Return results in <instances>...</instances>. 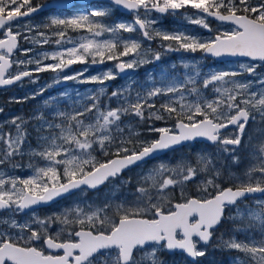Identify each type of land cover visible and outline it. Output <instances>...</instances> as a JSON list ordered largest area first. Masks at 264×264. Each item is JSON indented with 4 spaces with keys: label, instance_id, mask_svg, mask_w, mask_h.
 Returning a JSON list of instances; mask_svg holds the SVG:
<instances>
[{
    "label": "snow or ice",
    "instance_id": "obj_1",
    "mask_svg": "<svg viewBox=\"0 0 264 264\" xmlns=\"http://www.w3.org/2000/svg\"><path fill=\"white\" fill-rule=\"evenodd\" d=\"M56 3L64 6L66 0H56ZM110 3L131 12L133 20L105 23L111 9L103 7L63 18L53 16L42 30L39 25L21 24L20 21L39 12L43 5H34L33 0H0V86L12 85L25 78L36 84V74L63 72L77 63L114 62L115 68V71L109 68L96 75L84 76L85 68L82 72L63 76V81L95 83L101 87L84 93L77 90L75 98L63 92L59 97L52 96L43 101L49 114L41 113L34 119L39 122L37 131L44 134L39 136L37 148L30 149L29 155L44 161L46 166L29 165L34 174L27 178L7 176L0 171V210L23 212L30 206L53 201L82 186L95 189L110 178L118 177L124 169L196 138L215 144L218 152L231 155L236 163L239 159L236 151L242 145L246 125L250 116L255 119L251 113L256 112L264 119V76L255 82L236 79L244 73L256 75L257 67L252 63H241L239 69L242 71L239 72H202L195 63H183V74L172 75L162 68L159 81L149 74V86L136 91L135 95L129 88L112 91L108 100L116 98L117 107L101 102L106 94V81L161 59V52L145 48L144 41L159 39L165 51H200L217 58L247 57L251 61L264 62V0H110ZM186 8L197 13L195 19H186L209 32L213 29L207 23L208 17L231 27L207 38L183 31L169 33L154 27L157 21L152 18V13H176ZM47 30H51V35ZM69 31L85 34L74 39L68 35ZM124 33L129 35L125 37ZM136 33L138 35H132ZM21 38L33 45L52 44L55 50L41 52L27 60L13 59ZM33 51V48H26L23 54ZM148 56L151 59H147ZM48 59L52 62L45 63ZM13 65L16 66L15 73L9 71ZM29 65L35 67L29 68ZM170 67L174 70L176 65ZM210 86L213 98L204 95V90ZM51 87V84L42 86L16 102L35 99ZM159 97L164 99L157 106L155 98ZM63 98L69 102L67 109L59 106ZM124 116L140 121H171L172 125L155 127L149 124L148 132L157 133L158 138L150 142L134 141L133 137L139 136V132L131 123L121 126ZM26 124L27 121L19 116L0 123V165L9 164L15 157L25 154ZM6 125L8 131H5ZM230 126L236 131L222 135ZM97 147L105 157L114 158L99 162L92 155ZM252 147L254 163L247 179L235 187H222L216 182L221 173L215 168L214 159L205 154L199 157L195 167L188 162L174 167L160 163L141 174L132 193L134 200L131 203L135 206H126L127 201L116 205L120 213L118 218L106 215L111 209V204L106 203L103 207L77 205L46 218L33 215L30 221L23 223L15 219L2 221L0 223L6 224L9 230L15 229L17 235L14 237L9 231L0 230V264H155L158 248L144 251L152 245L182 250L193 259L202 257L206 253L198 248V244L210 241L226 206L234 205L246 194H264V144ZM19 166L12 164V167ZM206 172L214 174L201 183L213 192H206L201 198H187L182 192L185 202H169L167 208L160 203L168 199L165 193L169 189L182 186ZM257 204L262 211L248 215L259 222V239L224 242L227 248L244 254V259L236 258L234 264H264V201ZM149 214L151 218H147ZM193 217H196L194 221ZM133 220L150 221L153 227L139 234L128 224ZM57 223L63 226L61 231L49 235L48 229ZM77 225L79 230H76ZM69 228L72 230L66 232L68 239L61 241L60 236ZM93 237L100 239L90 243ZM25 239L28 243L22 245L21 241ZM37 242H42L44 248L30 246ZM138 249L142 254L139 259H134L133 254ZM53 250L63 254L54 255Z\"/></svg>",
    "mask_w": 264,
    "mask_h": 264
},
{
    "label": "rangeland",
    "instance_id": "obj_2",
    "mask_svg": "<svg viewBox=\"0 0 264 264\" xmlns=\"http://www.w3.org/2000/svg\"><path fill=\"white\" fill-rule=\"evenodd\" d=\"M47 2V0H46ZM107 7L111 9L110 15L104 19L105 23L108 24H115L116 22L125 21L131 22L133 20L132 16H125L121 15L120 12L117 10L115 5L111 3H98L96 6H91L85 10H75L70 13H65L64 11H51L47 13L43 18H40L36 21H24L20 22L21 24L24 23H31L32 25H39L43 30V25L47 23L51 17L59 15L61 18L71 16L74 14H83L86 13L94 8H103ZM197 13L195 10L191 8L181 9L176 13H167V14H159V13H152V18L157 21L154 25L155 28L167 31L169 33L183 31L186 34L199 36L201 38H207L210 35H214L216 31H223L227 30L231 27L230 24L227 23H217L213 22L209 17L207 18V23H209L210 27L213 29L212 32L204 29L202 26H198L194 23H191L189 19L186 17H191L195 19ZM15 27V25H14ZM47 33L51 35V30H47ZM35 33H33L34 35ZM83 32H72L69 31L68 35L75 38H78L80 35H83ZM125 37L129 34L124 33ZM134 36L138 35L132 34ZM107 38V37H105ZM22 39V46L16 51L13 55V59H24L27 60L30 56H38L41 52H51L55 50V46L52 44L49 45H33L28 42H25ZM162 41L159 39H155L151 42L144 41V47H151L155 51L161 52V59L158 62H150L146 63L137 69L133 70L132 73L128 75L119 74L117 78L106 81L105 82V89L106 94L101 98V102L109 104L111 107H117V100L113 98L111 101L108 100V96H110L111 92L120 88H129V91L135 95L136 91H142L143 88L149 86L148 84V76L152 74L157 81H159V74L162 68L168 69L172 75L176 74H183L185 69H183V63L189 64H198L201 68L202 72H209L213 70H232V71H242L239 69V65L241 63H252L255 64L257 67L256 75H251L244 73L243 75L238 76L236 79L240 81H253L255 82L259 77L264 76V63L261 61H251V60H240V61H227V62H217L212 58L206 57L203 52L197 51L195 53L192 52H184V51H165L164 48L161 47ZM165 45L167 42H163ZM70 46V45H65ZM26 48H33L34 51L28 53L27 55L23 54V49ZM147 59H151V56L146 57ZM51 59L45 61V63H51ZM175 64L176 68L174 70L171 69V65ZM29 68H34L35 65H29ZM85 68L87 71L84 72V76H91L96 75L98 73H102L109 68H114V62H106L104 64H96L92 65L91 63L88 64H75V67L70 70H64L63 72L54 73L52 71H44L36 74L38 76V83L34 84V89H38L42 86H46L51 84L52 87L48 88L45 91L46 97L49 98L52 96L59 97L60 93L68 92L70 95L75 98V93L78 90L81 93L88 92L90 90H96L101 85L95 83H80L77 81L69 80L63 81V76L65 75H73L75 73L82 72ZM46 73V74H45ZM55 81H60L59 83H55ZM253 90H256L253 88ZM31 91L27 94L30 95L31 93L35 92ZM204 95L208 98H213L214 93L212 91L211 86L208 89L204 90ZM163 97L155 98V102L157 106L163 101ZM41 100V101H42ZM43 103V102H42ZM59 106L63 109H67L69 107V102L66 98L60 100ZM7 117L0 119V123L11 120L9 113H6ZM49 114V109L46 108V116ZM147 115V113H145ZM252 116H255V119L250 118L249 124L245 130L243 135L242 145L237 149L236 155L239 157L238 162L233 163L232 156L217 151L216 145H209L204 142H195L185 146H182L178 149L170 151L165 155L159 157L156 160L149 161L148 163L133 168L122 175L110 180L107 185L100 191L97 192H90L87 189H82L77 191L73 195L62 199L52 206L46 208V211H32L29 214L19 215L18 212H11L7 211L5 213L0 214V222L11 219H15L20 223L30 221L33 215L38 216L40 218H46L52 215H58L62 213L66 209L73 208L77 205L80 207H86L91 205L93 207H103L106 203L111 204V209L106 213L109 218H118L120 215L117 212L116 205L124 203L127 201L126 206H135L132 205V201L134 197L132 195L135 192L137 186V180L140 178L141 174L147 172L149 169L153 168L154 166H158L160 163H165L170 167H174L177 164L182 162H188L192 166H197V161L200 156L202 155H209L214 159L215 168L218 169L221 173L220 177L217 178L216 182L221 184L222 187L232 186L235 187L239 183L245 181L247 179V173L249 169L252 167L254 163V156H253V147L252 146H259L264 144V125L262 124V119L260 115L256 112L251 113ZM131 123L134 126V130L139 132V136L133 137V140H140L150 142L151 140L157 139V133H150L148 132L149 124H154L155 127H164L168 126L171 127V121H140L138 118L124 116L122 117V124L124 125ZM9 129L5 128V131ZM236 131L234 128L228 129L222 133V135H227L230 132ZM44 134L43 132L37 135L38 142L39 136ZM127 134V130L126 133ZM38 145H24L23 151L24 155L17 156L13 159V161L9 164L0 165V171L6 173L7 176H14L20 178H27L34 174L33 167L29 165H35L36 167L46 166L45 162L40 160L39 158H31L29 155L30 149H36ZM92 155L98 160L99 162H105L107 159L112 157H105L104 154L99 150L97 147L93 152ZM12 164H18L19 167H12ZM202 166V165H200ZM90 167V166H89ZM214 172H206L201 173L195 179L187 182L186 184L182 185L188 187L190 189V194L187 198L191 196H196L198 198L204 197L206 192H213V189L205 188L204 185L201 183L202 181L211 178ZM130 181V182H128ZM179 188V186H176ZM175 188V187H174ZM171 188L168 190L165 195L168 197L167 200L161 201L162 205L167 208L169 206V202L173 204L171 201ZM184 201V200H183ZM258 201H264L263 197H252L249 199H245L239 202L236 206L229 209L228 213L225 215V219L230 221L227 227L226 225H221L218 229L214 231V237L211 240L209 245H202L201 243L198 244V248L205 251L206 259H210V256L214 257L216 254L218 256H223L222 253L217 251L220 250H228L229 251V262H222L221 264H234L236 258L240 260L244 259V254L237 250H231L224 246L225 241H229L231 239H235L237 241H245L249 238H257L260 237V232L258 228V221H253V218L248 215L249 212H261L262 209L258 206ZM151 218V214L148 216ZM242 222V223H239ZM63 226L59 223L54 224L51 228L48 229L49 235H55L58 231H61ZM76 230L79 229V226H75ZM0 230L9 231L8 227L4 223H0ZM72 229H66L65 232L60 236V240L68 239L66 232L71 231ZM10 232V231H9ZM196 239V238H194ZM213 240H218V242H212ZM151 247H157L158 251L155 253V264H202L204 260L202 257H198L197 261L191 263L184 254L176 253L170 254L169 258L163 257L161 255L162 251H165V248L162 246H149V249H145L144 251L150 250ZM142 254V250H138L134 256V259H139ZM228 259V256H226ZM225 257V258H226ZM219 258V257H218ZM223 260V259H222Z\"/></svg>",
    "mask_w": 264,
    "mask_h": 264
},
{
    "label": "flooded vegetation",
    "instance_id": "obj_3",
    "mask_svg": "<svg viewBox=\"0 0 264 264\" xmlns=\"http://www.w3.org/2000/svg\"><path fill=\"white\" fill-rule=\"evenodd\" d=\"M45 2H46V0H33L34 5L37 3L43 4ZM96 5L97 4H95L93 2L84 3V4H77L73 8L69 9V11H64V12L70 13V12L78 10V9H81V10L88 9L91 6H96ZM46 14H47V12L44 11V12H41L34 17L22 19L20 22H24V21H32L33 22V21H36L40 18H43V16H45ZM0 38H2V35H0ZM21 46H22V39H20V44H19V47H21ZM14 54L15 53H13V55ZM74 67H75V64L72 65V67L70 69H73ZM70 69H66V70H70ZM9 71L12 73H15L16 66L13 65V68L10 69ZM34 87H35V85L30 83L28 78H25L23 81L16 82L12 85L4 86V87L0 86V109H3V111L0 112V119L7 117L6 113H9L10 118L19 116V117H22L25 121H27L26 129L28 132V137H27V141L24 145H29V144L38 145L39 142H38L37 135L41 132L37 131V129L39 128V122L36 119H34V117L40 115L41 113H43L46 116V107L42 103L46 99L45 98L44 100H42L44 97H46L45 92L43 93V95L36 96L35 99H28L25 102H16L18 100H21L25 96H29L27 94L28 92L37 90V89H34ZM5 128L9 129L7 125L5 126ZM7 211H10V210H2V211H0V214L5 213ZM34 211H46V207L45 208H39V209H36ZM228 211H229V209H228ZM31 212H28V213L18 212V214L19 215H25V214H29ZM9 231H10V235H12L14 237L17 235L15 229H11ZM24 235L26 236L27 233H25ZM25 243H28V241L26 239L21 241L22 245ZM30 246H35V247L41 248V249L44 248V245L42 242H37L35 244H31ZM176 253L177 252H175L173 254H176ZM46 254H47V250H46ZM52 254L62 255L63 252L57 250V251H52ZM161 255H163L165 257V259L169 258V256H170L165 251H162ZM8 264H11V263L8 262Z\"/></svg>",
    "mask_w": 264,
    "mask_h": 264
},
{
    "label": "water",
    "instance_id": "obj_4",
    "mask_svg": "<svg viewBox=\"0 0 264 264\" xmlns=\"http://www.w3.org/2000/svg\"><path fill=\"white\" fill-rule=\"evenodd\" d=\"M90 2H93V3H96V2H100V3H101V2L110 3V0H66V4H65L64 6H61V5L57 4V3H56V0H50L48 3L42 4L43 7L41 8V10H40L39 12H37V13H34V14L31 15L30 17L35 16V15H37L38 13H40V12H42V11H47V10H50V9L66 10V9H70V8H72L76 3H90ZM116 8H117L121 13H123V14H125V15H129V16H130V15H133L131 12H129V11L123 9L122 7L116 6ZM179 11H180V10H179ZM27 18H28V17H27ZM209 18H210L212 21H214V22L222 23V22H219L218 20H216L215 18H212V17H209ZM14 51H16V50H14ZM203 54H204V53H203ZM204 55H205L206 57L212 58V59H214L215 61H218V62L250 60V59L247 58V57L222 56V57L217 58V57H214V56H211V55H206V54H204ZM256 61H259V60H256ZM263 63H264V62H263ZM71 67H72V66H71ZM71 67H69V68H71ZM69 68H67V69H69ZM132 72H133V70H128V71H126L125 73H120V74L128 75V74H130V73H132ZM7 86H8V85H7ZM2 87H4V86H2ZM250 118H251V116H250ZM249 121H250V119H249ZM249 121H248V123H247V125H246V128H247V126H248V124H249ZM230 128H232V127L230 126L228 129H230ZM246 128H245V130H246ZM223 132H224V131H223ZM195 142H204V143H207V144H209V145H215V144H213V143H211V142H209V141H206V140L203 139V138H196V139L191 140V141H185V142H182V143L179 144V145L172 146V147L169 148V149H166V150H163V151H161V152H159V153L154 154L152 157L145 159L143 162L139 163L138 165L130 166L129 168L124 169V170L122 171L121 174H123V173H125L126 171H128V170H130V169H133V168H135V167H137V166H139V165H143V164H145V163H147V162H149V161H151V160H155V159H157V158H159V157L165 155L166 153H168V152H170V151H173V150L178 149V148H180V147H182V146H185V145H188V144H191V143H195ZM112 158H114V157H112ZM105 162H106V161H105ZM121 174H120V175H121ZM111 179H113V178H110V179H109L108 181H106L104 184L97 186V188H95V189H91V188H88V187H86V186H82L80 189L72 190L71 192H69V193H67V194H64V195H62V196H60V197L54 198L53 201H50V202H47V203H41V204H38V205H35V206H30V208L25 209L22 213H28V212H30V211H33V210H36V209H39V208L49 207V206L53 205L54 203H56V202H58V201H60V200H62V199H65V198H67V197L73 195L74 193H76L77 191H80L81 189H87V190H89V191H96V190H99V189H101L104 185H106ZM227 187H230V186H227ZM261 196H264V194H261V193L246 194L245 197H243V198H238V200L236 201V203H235L234 205H236V204H237L239 201H241V200L248 199V198H252V197H261ZM190 198H198V197H196V196H192V197H190ZM184 202H185V201H184ZM175 203H178V202H175ZM175 203H174V204H175ZM181 203H182V202H181ZM234 205H228V206H226V207H233ZM5 210H7V209H5ZM0 211H2V210H0ZM225 211H226V208H225V210H224V213H225ZM224 213H223V216H224ZM147 218H148V217H147ZM191 219H194V220H195L196 217H193V218H191ZM194 220H193V221H194ZM221 221H222V220H221ZM128 224L131 225V226H133L134 228H136V229L138 230V233H139V234L146 233L147 231H149V230L153 227V225H152V223H151L150 221H142V220H133V221H129ZM220 224H221V222H220L217 226H215L214 231H215L216 229L219 228ZM133 238H135V237H133ZM99 239H100L99 237H93L92 240L90 241V243H91V242H95L96 240H99ZM212 239H213V235H212V238L210 239V241H209L207 244H204L203 242H201V244H202V245H209ZM53 251H57V250H53ZM175 251H176V252H181V253L185 254V256H186L191 262H195V261H197V259H198V258L193 259V258L189 257L185 252H183L182 250H179V249H176V250H167V252H169V253H173V252H175ZM134 253H135V252H134ZM133 256H134V254H133ZM10 263H11V262H10Z\"/></svg>",
    "mask_w": 264,
    "mask_h": 264
},
{
    "label": "trees",
    "instance_id": "obj_5",
    "mask_svg": "<svg viewBox=\"0 0 264 264\" xmlns=\"http://www.w3.org/2000/svg\"><path fill=\"white\" fill-rule=\"evenodd\" d=\"M262 124L264 125V120L262 121ZM182 192H183L184 197H188V195L190 194V189L188 187H185V186H179V188L175 187L174 190H171V201L173 203L183 201L184 199H182V197H181ZM239 223H242V222L239 221ZM229 224H231L230 221H228L226 219L223 220V225H226L227 227H229L228 226ZM213 242H218V240H213ZM217 252L222 253L223 256H218L216 254L214 259L211 256H210V259H206L205 257H202V259L204 260V262L202 264H221L224 261L229 262V255H228L229 251L228 250H220ZM226 256H228V259ZM181 264H182V262H181Z\"/></svg>",
    "mask_w": 264,
    "mask_h": 264
}]
</instances>
